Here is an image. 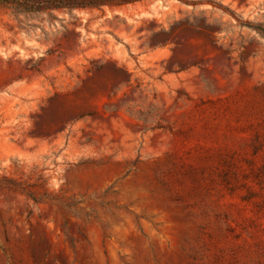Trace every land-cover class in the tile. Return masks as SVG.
<instances>
[{
	"label": "rangeland",
	"instance_id": "374dc122",
	"mask_svg": "<svg viewBox=\"0 0 264 264\" xmlns=\"http://www.w3.org/2000/svg\"><path fill=\"white\" fill-rule=\"evenodd\" d=\"M0 0V264H264V0Z\"/></svg>",
	"mask_w": 264,
	"mask_h": 264
},
{
	"label": "trees",
	"instance_id": "16d2710c",
	"mask_svg": "<svg viewBox=\"0 0 264 264\" xmlns=\"http://www.w3.org/2000/svg\"><path fill=\"white\" fill-rule=\"evenodd\" d=\"M101 0H63L62 8L66 10L95 8L104 4Z\"/></svg>",
	"mask_w": 264,
	"mask_h": 264
}]
</instances>
